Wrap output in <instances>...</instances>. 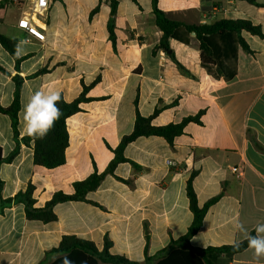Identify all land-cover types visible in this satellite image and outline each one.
Instances as JSON below:
<instances>
[{
	"label": "crops",
	"instance_id": "0c3cea01",
	"mask_svg": "<svg viewBox=\"0 0 264 264\" xmlns=\"http://www.w3.org/2000/svg\"><path fill=\"white\" fill-rule=\"evenodd\" d=\"M2 1V0H0ZM0 9V33L17 39V54L26 57L16 71L15 62L0 45V106L13 100L15 74L24 79L18 113V134H23V106L36 90H56L70 102L81 92V82L95 98L67 119L69 145L65 163L55 169L33 165L31 147L19 143L10 163L0 166L2 199L34 186L35 207L54 193H73V184L94 170L104 172L113 150L131 133L136 111L154 126L180 123L201 112L198 122L187 123L173 146L157 136L139 137L123 150L129 162L118 163L84 201H67L53 207L56 220H27L21 203L0 212V264H49L63 236H76L110 254L139 264L152 259L171 240L183 236L191 225L186 184L191 174L197 203L202 207L216 198L204 214L201 227L189 240L197 250L233 245L244 240L234 228L239 221L249 233L264 224V0L252 5L242 0H157L169 20L184 24L247 20L259 26L263 38L242 31L250 52L236 53V74L215 79L200 65L198 42L169 39L181 72L161 50L154 52L162 33L154 24L151 0H119L111 44L105 0H50L39 41L17 26L21 15L7 16ZM99 5L92 17L90 12ZM4 18V19H3ZM3 19V22L1 21ZM40 69L45 72L28 78ZM8 116L0 114L2 157L14 149ZM170 162V163H169ZM130 181V184L125 183ZM93 203V204H92ZM95 204V205H94ZM145 255L151 258L145 263ZM213 264H256L252 251L227 255L209 252ZM259 264H264L262 259Z\"/></svg>",
	"mask_w": 264,
	"mask_h": 264
},
{
	"label": "trees",
	"instance_id": "16d2710c",
	"mask_svg": "<svg viewBox=\"0 0 264 264\" xmlns=\"http://www.w3.org/2000/svg\"><path fill=\"white\" fill-rule=\"evenodd\" d=\"M109 5V20L107 30L111 44L115 42L114 32V17L116 15L119 0H105ZM137 3L139 0H130ZM249 4H258L255 0H242ZM10 0L0 1V9L4 8ZM11 3V2H10ZM152 13L154 15V24L161 31L162 36L158 44L154 48L163 51L183 73H186L184 68L176 61L173 52L169 47V39H174L183 44H189L190 34H194L198 42L199 59L202 69L215 79L230 80L236 74V53L240 47L244 52L249 53L250 50L241 37V32L245 31L252 35L263 38V34L259 26L253 25L247 20H225L221 19L210 24H184L169 20L166 15L157 7V0H151ZM99 10L97 5L89 14L92 17ZM17 39H11L0 33V45L11 56L15 62L16 71L19 64L26 57H19L17 54ZM0 71L9 75L1 67ZM45 72V69H40L28 78L36 77ZM14 83L13 100L8 107L0 106V114L6 115L10 119L13 138L15 141L14 149L6 157H2L0 148V166L3 163H10L19 152V143L22 142L25 146L31 147L33 156V165L51 170L62 166L65 163V151L69 145V135L67 132L66 122L69 117L81 111L80 105L85 102L94 100L95 98L87 97L88 91L95 86L99 78H96L93 83L86 86L81 82V92L72 101L67 102L62 96L59 104L62 110L60 119L56 122L55 127L43 139H35L24 136L19 138L18 113L20 109V94L21 86L24 79L15 74L11 77ZM201 112L196 116L184 118L180 123L169 124L166 126H154L152 119L155 113L149 117H142L138 111L135 114L133 129L130 134L121 138L119 145L113 150L114 158L108 164L104 172L98 173L94 170L84 180L73 184V193L65 194L56 192L52 198L47 201L42 207H35L34 186L28 183L25 190L17 192L14 196L2 199L0 196V212L5 208L10 207L14 203H21L24 208L25 218L27 220H36L42 223H49L56 220L53 213V207L62 202L67 201H84L86 194L94 191L100 185L103 178L108 174H113V170L118 163L129 162L134 169L139 167L133 162L128 161L123 157L124 148L139 137L157 136L167 141L170 146H173L175 138L183 133V129L187 123L198 122ZM252 142L257 150L264 154V148L260 146L254 138ZM194 173L191 174L186 184V195L189 201V209L193 215L191 225L186 233L177 240H171L170 243L160 250L152 259L155 264H213L208 258L209 252L224 253L233 255L248 248L247 241L242 240L239 246L236 244L222 247L207 248L206 250H197L188 246L189 240L197 233L201 227L206 209L212 205L216 198L206 202L202 207L197 203L196 194L192 187V179ZM130 184V181H125ZM0 179V190L2 188ZM93 204V203H92ZM95 205V204H94ZM250 234L255 235L254 232ZM111 243L107 238L104 239L103 248L98 250L94 243L78 238L76 236H63L59 245L45 254L53 256V260L49 264H139L131 262L123 256L112 255L109 252ZM151 260L145 255V263Z\"/></svg>",
	"mask_w": 264,
	"mask_h": 264
},
{
	"label": "clouds",
	"instance_id": "9594fccd",
	"mask_svg": "<svg viewBox=\"0 0 264 264\" xmlns=\"http://www.w3.org/2000/svg\"><path fill=\"white\" fill-rule=\"evenodd\" d=\"M61 100V93L56 90H36L30 94L22 109L23 134L33 140L47 136L62 115L59 107ZM234 228L243 234L248 249L252 251L256 264H259L264 259V224L255 227V235L250 234L238 220L234 222ZM234 243L239 246V242Z\"/></svg>",
	"mask_w": 264,
	"mask_h": 264
},
{
	"label": "built area",
	"instance_id": "2783aa9c",
	"mask_svg": "<svg viewBox=\"0 0 264 264\" xmlns=\"http://www.w3.org/2000/svg\"><path fill=\"white\" fill-rule=\"evenodd\" d=\"M28 11L24 12L22 18L18 20L17 26L23 29L28 35L33 36L39 41L44 40L43 30L46 13L49 9L50 0H26ZM21 21L26 22L27 26L22 27ZM170 163V162H169Z\"/></svg>",
	"mask_w": 264,
	"mask_h": 264
},
{
	"label": "rangeland",
	"instance_id": "374dc122",
	"mask_svg": "<svg viewBox=\"0 0 264 264\" xmlns=\"http://www.w3.org/2000/svg\"><path fill=\"white\" fill-rule=\"evenodd\" d=\"M24 11L25 12L28 11V3L26 0H20L17 3H15V6L6 8L5 14H7V16H5V19H7V17L11 14H15L16 16L21 15V13ZM3 19H1L2 22Z\"/></svg>",
	"mask_w": 264,
	"mask_h": 264
},
{
	"label": "snow or ice",
	"instance_id": "6c2138e0",
	"mask_svg": "<svg viewBox=\"0 0 264 264\" xmlns=\"http://www.w3.org/2000/svg\"><path fill=\"white\" fill-rule=\"evenodd\" d=\"M41 2L43 3V0H41ZM21 26H22V27L27 26V25H26V22L21 21Z\"/></svg>",
	"mask_w": 264,
	"mask_h": 264
}]
</instances>
